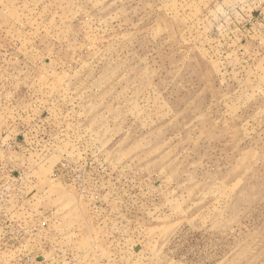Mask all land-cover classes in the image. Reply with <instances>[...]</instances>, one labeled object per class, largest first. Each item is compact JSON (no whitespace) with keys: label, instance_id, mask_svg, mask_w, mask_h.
Instances as JSON below:
<instances>
[{"label":"rangeland","instance_id":"374dc122","mask_svg":"<svg viewBox=\"0 0 264 264\" xmlns=\"http://www.w3.org/2000/svg\"><path fill=\"white\" fill-rule=\"evenodd\" d=\"M0 264H264V0H0Z\"/></svg>","mask_w":264,"mask_h":264}]
</instances>
